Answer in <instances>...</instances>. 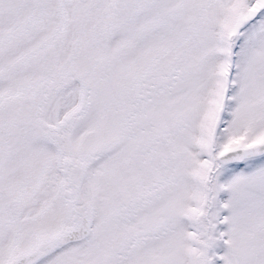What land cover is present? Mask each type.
Masks as SVG:
<instances>
[{"label": "snow or ice", "instance_id": "6c2138e0", "mask_svg": "<svg viewBox=\"0 0 264 264\" xmlns=\"http://www.w3.org/2000/svg\"><path fill=\"white\" fill-rule=\"evenodd\" d=\"M0 264H264V0H0Z\"/></svg>", "mask_w": 264, "mask_h": 264}]
</instances>
